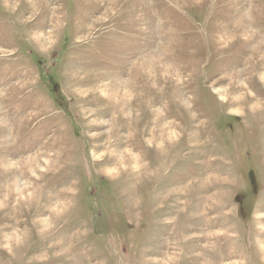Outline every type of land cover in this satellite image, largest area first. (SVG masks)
I'll list each match as a JSON object with an SVG mask.
<instances>
[{"label": "rangeland", "instance_id": "1", "mask_svg": "<svg viewBox=\"0 0 264 264\" xmlns=\"http://www.w3.org/2000/svg\"><path fill=\"white\" fill-rule=\"evenodd\" d=\"M0 264H264V0H0Z\"/></svg>", "mask_w": 264, "mask_h": 264}]
</instances>
